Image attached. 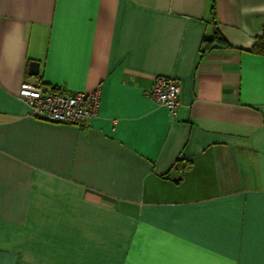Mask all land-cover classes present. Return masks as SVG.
I'll use <instances>...</instances> for the list:
<instances>
[{
	"label": "crops",
	"instance_id": "crops-1",
	"mask_svg": "<svg viewBox=\"0 0 264 264\" xmlns=\"http://www.w3.org/2000/svg\"><path fill=\"white\" fill-rule=\"evenodd\" d=\"M263 28L264 0H0V264H264ZM23 83L97 116L36 119Z\"/></svg>",
	"mask_w": 264,
	"mask_h": 264
},
{
	"label": "built area",
	"instance_id": "built-area-1",
	"mask_svg": "<svg viewBox=\"0 0 264 264\" xmlns=\"http://www.w3.org/2000/svg\"><path fill=\"white\" fill-rule=\"evenodd\" d=\"M180 88L173 78L156 77L151 90L146 95L157 106L167 109L172 117L179 108ZM18 97L29 107L36 119L58 124L83 127L97 116L100 104V89L84 94L65 95L57 92H44L38 86L23 83Z\"/></svg>",
	"mask_w": 264,
	"mask_h": 264
},
{
	"label": "trees",
	"instance_id": "trees-1",
	"mask_svg": "<svg viewBox=\"0 0 264 264\" xmlns=\"http://www.w3.org/2000/svg\"><path fill=\"white\" fill-rule=\"evenodd\" d=\"M210 24L212 25V37L204 42L205 49H208L213 43H217L222 47L228 48L229 47L228 43L222 37L216 26L214 5H212L211 7ZM250 52L255 55L264 56V28H263L262 36L256 39L255 44L250 50Z\"/></svg>",
	"mask_w": 264,
	"mask_h": 264
},
{
	"label": "water",
	"instance_id": "water-1",
	"mask_svg": "<svg viewBox=\"0 0 264 264\" xmlns=\"http://www.w3.org/2000/svg\"><path fill=\"white\" fill-rule=\"evenodd\" d=\"M39 66L40 64L36 61H32L29 63L28 74L32 77H36L39 74Z\"/></svg>",
	"mask_w": 264,
	"mask_h": 264
}]
</instances>
